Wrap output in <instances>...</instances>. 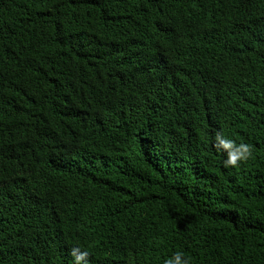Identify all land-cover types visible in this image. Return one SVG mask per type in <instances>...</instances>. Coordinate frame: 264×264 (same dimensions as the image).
<instances>
[{"label":"trees","instance_id":"trees-1","mask_svg":"<svg viewBox=\"0 0 264 264\" xmlns=\"http://www.w3.org/2000/svg\"><path fill=\"white\" fill-rule=\"evenodd\" d=\"M177 251L264 264V0H0V264Z\"/></svg>","mask_w":264,"mask_h":264},{"label":"clouds","instance_id":"clouds-1","mask_svg":"<svg viewBox=\"0 0 264 264\" xmlns=\"http://www.w3.org/2000/svg\"><path fill=\"white\" fill-rule=\"evenodd\" d=\"M219 139V137H217ZM222 149L226 150L227 159L224 161L225 166H238V164L248 158L250 155V148L245 143L236 144L233 140H220ZM87 253H81L74 256V264H81V261ZM164 264H189V260L184 257L182 252H175L172 257L165 260Z\"/></svg>","mask_w":264,"mask_h":264}]
</instances>
